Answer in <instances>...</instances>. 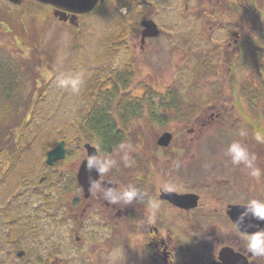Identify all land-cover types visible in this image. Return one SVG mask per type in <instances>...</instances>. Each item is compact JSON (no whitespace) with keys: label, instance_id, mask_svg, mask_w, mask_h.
I'll return each mask as SVG.
<instances>
[{"label":"rangeland","instance_id":"rangeland-1","mask_svg":"<svg viewBox=\"0 0 264 264\" xmlns=\"http://www.w3.org/2000/svg\"><path fill=\"white\" fill-rule=\"evenodd\" d=\"M128 4L131 9L126 13ZM45 10L44 4L34 0H27L23 6L0 0V243L11 238L13 213L25 205L23 216L28 222L38 223V233L32 237L36 247L44 255L65 253L69 263L77 258L75 242L61 241L65 229L58 226V218H51L52 214L58 216L62 199L57 197L59 190L48 184L57 183L60 173L67 178L76 176L87 153V142L99 147L101 155L117 161L110 173L118 175L115 179L122 181L121 187L132 184L131 179L137 176H150L146 190L151 194L164 183L179 190L190 188L195 181L187 176H203L206 172L208 176H248V170L243 172V166L232 165L225 155L226 145L236 135L232 134L225 144L219 126H199L195 116H187L186 109L191 104L188 98L199 107L207 100L212 102L222 84L229 93L226 70L214 74L203 66L207 60L215 63L220 59L218 51L226 47L234 29L241 30L240 43L246 46L235 53L240 62L235 76L252 74L264 91V80H260L264 78V0H240L218 9L206 1L196 4L195 0H104L96 10L82 16L77 27L60 20H44ZM144 13L155 19L161 34L140 48L136 35ZM207 20L221 21L209 33ZM130 62L136 73L121 91L135 95L134 99L124 103L125 111L109 110L113 136L104 138L90 128L85 116L94 102V96H89V83L97 82L98 74L105 76L116 66ZM71 73H79L84 79L78 95L56 86L59 75ZM150 93L168 99L159 100L157 96L159 108L149 109L144 102H153L146 98ZM173 93L176 97L172 100ZM175 104L180 105L175 107L178 114L171 106ZM255 111L257 130L264 133V97L256 101ZM192 126L196 128L194 133L189 130ZM167 130L177 133L174 144L158 145L159 136ZM62 140L66 142V158L48 166V151ZM192 140L189 152L184 147ZM205 141L206 151L202 148ZM121 143L126 146L123 151ZM245 144L264 168V145L256 141ZM125 155L131 166H125ZM43 176L47 178L41 181ZM256 182L260 197L264 178ZM46 195L52 200L51 206ZM4 247L12 251L14 245Z\"/></svg>","mask_w":264,"mask_h":264},{"label":"flooded vegetation","instance_id":"flooded-vegetation-1","mask_svg":"<svg viewBox=\"0 0 264 264\" xmlns=\"http://www.w3.org/2000/svg\"><path fill=\"white\" fill-rule=\"evenodd\" d=\"M205 1L208 4L211 3L214 9H218L223 5H235L240 0H195V3L204 4ZM139 5L142 6V4ZM45 7L44 20H61L59 15H56L58 11L59 14L67 17L68 21H64V23H70L71 12H63L51 4H45ZM185 8L187 12L190 10L188 1ZM126 9V13H128L131 5L129 4ZM82 16L79 15V20ZM141 18L154 19L145 13ZM207 21L208 24L210 23V33L215 31V23L218 21L220 24L221 20ZM229 34L226 47H221L218 51L220 59L215 63L207 60L208 64L205 66L214 74L226 70L229 93L225 91L227 86L222 84L224 86L219 87L217 89L219 91L213 94L212 102L207 100L202 107H199L197 103H192L193 99L188 98L191 104L185 111L188 113V117L195 116L194 122L203 128L212 123L219 126V132L223 136L225 144L229 142L232 134L236 135V139L243 143L247 141L255 143L253 134L258 131L255 105L259 98L264 97V91L258 87V81L252 74L247 72L246 76L241 74L235 76L238 63H240L238 62L239 55L235 53L237 51L241 53L246 46L240 43L243 40L241 30L234 29L233 34ZM136 36L140 37V48H144L145 43L153 38H147L142 44L140 31ZM134 47H137V43ZM256 63L258 62L256 61ZM215 64L216 68H214ZM128 66L131 68L133 65L127 63L124 67ZM217 67L220 69L218 70ZM251 67L253 68L252 64ZM130 71L132 76L135 75L134 66ZM127 73L130 72L127 71ZM131 79V77L119 76L106 78L108 81L122 82L124 85H129L128 82ZM260 80L262 81L264 78ZM109 88L113 89L112 86ZM134 96L129 95L128 92L123 93L122 99L116 100L112 105L113 110L116 108V110L125 111L124 103L130 102V98L134 99ZM157 96L159 100L167 101V98H162L166 96L150 93L146 98H148V102H153H149L147 105L144 102V107L148 106L147 108H153V110L159 108L160 103L156 99ZM139 97L143 96L139 95ZM146 98L142 99L146 101ZM171 106L174 107L173 111L177 112L179 109L177 110L175 107L180 105ZM127 107L129 108V105ZM138 108L139 105L136 108L133 107L135 110ZM195 129L194 126L189 128L191 133H194ZM241 130L246 133L243 137L238 135ZM172 133L171 146L177 136V133L173 131ZM193 142L194 140L187 142L184 148L190 152L189 145H193ZM202 148L204 151L208 149L206 141ZM202 159H205L204 156ZM200 163L202 164L201 160ZM205 166L206 164L203 162V167ZM242 171L245 172L247 169L242 167ZM207 173L202 174L203 176H187L195 181L189 185L190 188H181L180 190L175 188L174 190L179 194L198 195V204L191 208L179 207L169 200L161 198L162 186L155 190V193H148L146 188L148 184H151L150 176L149 178L148 176H137L131 179L134 182L137 181L132 185L137 186L141 192L147 193L158 201L159 208L155 213L154 223L151 225L141 223L145 216L151 214V210L147 209L145 204L137 202L136 205L128 206L110 205L104 201L101 191L97 189H93L90 198L87 199L77 175L67 178L60 173L58 185L62 201L59 205L57 223L65 230L61 233L62 237L59 238L70 244L75 242L73 246L77 258L69 263L65 253H60L59 256L44 255L32 240V237L38 233L35 230L38 223L33 220L28 222L27 216H23L27 207L20 205L13 213L12 221L15 222V225L12 227L11 238L0 243V264H110V253L112 254L111 264H233V262L234 264H249V261L250 264H264V258H254L245 252L244 242L239 238L244 232L255 231V226L259 227L258 221L249 214L243 223L237 226L235 223L237 220H234L229 213L233 206L244 207L243 204L249 199H264V190L258 197L256 179L249 174L248 176H208ZM238 174L240 175V173ZM115 176L118 175L109 173L108 177L100 179H109L120 186L122 181L115 179ZM122 176L128 175L123 174ZM54 181L55 179H53ZM260 226L264 227V224ZM40 228L41 233L45 235L44 226ZM241 229H244V232H241ZM18 239H20L19 242ZM8 244L14 245L12 251L8 247L3 248Z\"/></svg>","mask_w":264,"mask_h":264},{"label":"clouds","instance_id":"clouds-1","mask_svg":"<svg viewBox=\"0 0 264 264\" xmlns=\"http://www.w3.org/2000/svg\"><path fill=\"white\" fill-rule=\"evenodd\" d=\"M56 86L60 89L66 90L72 95L80 94L83 86L84 79L79 73L61 74L56 79ZM239 136L243 137L246 135L244 131L238 133ZM254 140L257 144L264 145V133L259 131L254 132ZM125 145L121 143L119 148L121 151L125 149ZM95 149L94 153H85L82 163H85L86 170L91 173L93 170L98 174V179H92L89 177V191L97 189L101 191L104 201L110 205H136L137 202L145 204L147 209L151 210V214L144 217L143 223L151 225L154 223V216L159 208L158 201L153 199L147 193L141 192L135 185L128 184L126 186H119L114 184L109 179L101 180V177H108L109 173L117 167V161L111 156L101 155L99 147L93 145ZM225 155L230 159V162L234 166H243L248 170L249 176L260 180L264 178V168H261L257 163L256 153L250 151L249 147L239 139L231 140L225 148ZM125 166H131V162L128 156L123 157ZM175 190V186L171 183H164L161 191L164 193H171ZM244 206V211L241 212L240 216L235 222L237 226L243 223L245 217L249 214L258 221L255 231L244 232L239 238L244 242V250L249 256L254 258H264V227L260 226L264 224V199L252 198L247 200ZM251 227V226H250ZM112 254H109V262L111 264ZM247 259V257H245ZM250 264V261H249Z\"/></svg>","mask_w":264,"mask_h":264},{"label":"water","instance_id":"water-1","mask_svg":"<svg viewBox=\"0 0 264 264\" xmlns=\"http://www.w3.org/2000/svg\"><path fill=\"white\" fill-rule=\"evenodd\" d=\"M9 2L20 5L25 0H8ZM44 4H52L57 6L60 9H63L65 11H70L73 13V16L71 17V23L75 26L79 25L78 15L79 14H87L91 12L99 3L100 0H37ZM58 15V12L56 13ZM61 19H67L65 16L60 15ZM66 21V20H64ZM141 24L143 25L142 30V41L144 42L147 37H156L159 36L161 33V30L158 26V24L152 20H142ZM173 139L172 132H164L158 139V144L160 146H168ZM85 148L87 150V153L92 154L94 153L95 149L93 148V144L90 142L85 143ZM66 157V147H65V141L62 140L58 143V145L49 150L47 153V159L46 163L48 165H54L57 161H60ZM85 163L80 164L79 170H78V181L79 184L82 186L84 190L85 197L89 198L91 196V192L89 191V177L91 176L92 179H98V174L93 170V172L89 173L86 170ZM44 178V177H43ZM42 178V179H43ZM161 198L167 199L173 204L183 207V208H191L195 207L198 204V195L193 193H187V194H179L175 191L171 193H162ZM244 210V207L242 206H233L232 211H230V215L234 220H237L239 215L241 214L240 210ZM22 254V253H21ZM234 264V262H233ZM237 264V263H236Z\"/></svg>","mask_w":264,"mask_h":264},{"label":"trees","instance_id":"trees-1","mask_svg":"<svg viewBox=\"0 0 264 264\" xmlns=\"http://www.w3.org/2000/svg\"><path fill=\"white\" fill-rule=\"evenodd\" d=\"M108 51H110V49ZM113 54H115V51H113ZM131 69H132V66L131 68L130 66H128V67H124L123 69L121 68L116 72L106 73L105 76H99L98 74L96 78L97 82L95 81L93 83H89V90H88L90 94L89 96L91 97L92 95L94 96L93 97L94 102L92 103L90 108H88L90 112L86 114L85 116L87 117V119L89 118L90 120L89 121L90 128L93 130L95 129L96 133H99V135L103 136L104 138L106 136H109V137H111V135L113 136V125L112 124L110 125V121H109L110 120L109 110H111L112 102H113V101L111 102V100L112 99H114V101L121 100L122 99L121 96L123 93L121 94L120 88L122 86L126 87L127 85H124L122 82L121 83L117 81L112 82V81L102 80V79L108 78V77H117V76L123 77V78H130L132 77L131 71H130ZM127 71H129L130 73H127ZM109 86H112L114 89L110 90ZM86 99L89 100L88 97ZM108 99H110V103ZM108 104H109V107H108ZM57 183L55 184L49 183L48 185H50V187L52 188H55L56 190H59L57 197L59 198V201H60L62 197L60 195V189L56 187L58 186ZM50 192H53V189ZM48 196L49 195L45 196V200H47L48 205L51 206L52 200L50 196L49 197ZM58 205H59V202H58ZM51 218L56 219L57 215L52 214Z\"/></svg>","mask_w":264,"mask_h":264}]
</instances>
